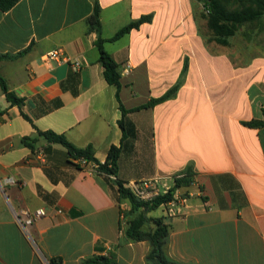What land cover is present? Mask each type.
<instances>
[{"label": "crops", "instance_id": "crops-1", "mask_svg": "<svg viewBox=\"0 0 264 264\" xmlns=\"http://www.w3.org/2000/svg\"><path fill=\"white\" fill-rule=\"evenodd\" d=\"M95 1L20 0L0 11V75L25 100L12 105L0 87V264H83L109 253L118 264H156L147 259L150 242L129 240L120 227L130 204L117 201L92 165L77 168L65 147L38 135L53 131L78 148L92 146L102 164L111 146L122 145V111L99 61V35L119 65L121 104L136 132L123 145L115 179L157 181L162 192L193 166L195 182L175 194L187 200L178 215L168 217L163 206L146 214L168 226L166 257L264 264V127L245 125L264 120V52L238 63L213 40L200 0H98L99 33L89 24ZM148 15L150 22L112 41ZM56 50L79 65L46 61ZM71 73L77 94L62 89ZM178 83L174 97L135 110ZM25 137L38 138L34 150ZM39 209L46 216L28 237L14 212ZM154 228L148 221L142 230Z\"/></svg>", "mask_w": 264, "mask_h": 264}, {"label": "trees", "instance_id": "trees-1", "mask_svg": "<svg viewBox=\"0 0 264 264\" xmlns=\"http://www.w3.org/2000/svg\"><path fill=\"white\" fill-rule=\"evenodd\" d=\"M20 0H0V11L7 12L11 10ZM203 2L204 7L208 14L206 15L207 28L213 36V40L217 43L229 46L230 38L235 36L245 25H264V0H200ZM152 16H142L136 21H132L128 26L119 31L112 41H115L125 34L129 33L132 29L138 28L140 25L150 22ZM90 30L100 32V6L98 0L95 1V9L92 16L89 18ZM105 40L99 35L96 46L99 50V61L104 67V77L108 84L116 87V97L120 104L122 111V119L119 125L123 131L122 145L120 147L111 146L108 151V156L105 163H100L94 154L92 146L85 148H78L71 144L64 134H58L53 131H40L38 129L39 137H43L49 144H59L66 148L70 158L69 163L75 165L77 168H83L80 164L75 163L76 160L84 159L87 162L95 163L98 165L97 173L104 176L110 188L115 191L117 201L128 202L131 206L128 215L131 217L129 220V227L126 230V235L129 240L140 242L149 241L152 250L147 259L156 264H174L165 255V246L169 235L168 226L163 223L161 218H152L149 220L146 214L161 207L162 205L172 201L175 197L176 191L181 188L191 186L195 182V173L193 166L189 165L180 174L174 177V186L165 194H160L149 202H143L137 199L131 190L122 181L117 178L119 161L123 152V145L129 138H135L136 132L133 124L127 119L128 111L121 104L120 92L122 89L121 74L119 65L114 61L111 55L104 48ZM24 52L20 53L22 55ZM18 55V56H19ZM9 56H3L7 58ZM11 57V56H10ZM78 74L71 73L63 83V90H71L73 94H77ZM0 87L7 100L12 105H17L20 108L24 104V98H19L13 91H10L6 80L0 75ZM180 88L178 83L171 88L165 95L157 99H151L146 105L141 108L135 109H152L156 105L174 97ZM54 108L62 106L60 100L54 101ZM23 117L30 121L32 120L22 113ZM248 127L258 128L264 127V120L252 121L245 123ZM24 145L30 149H35V144L38 138L25 137L22 139ZM148 221L154 222L155 228L150 232L142 230L144 224ZM100 251V249L98 250ZM51 264H62L60 260H51ZM83 264H118L116 256L113 253L108 255L97 254L86 260Z\"/></svg>", "mask_w": 264, "mask_h": 264}, {"label": "built area", "instance_id": "built-area-1", "mask_svg": "<svg viewBox=\"0 0 264 264\" xmlns=\"http://www.w3.org/2000/svg\"><path fill=\"white\" fill-rule=\"evenodd\" d=\"M45 60L54 61L59 64L74 63L77 66L79 65L77 60H72L70 57L64 55L60 50L49 52L48 54H46ZM76 163L80 164L83 168L88 167L89 165H92L93 169L98 168V165H96L95 163L87 162L84 159L76 160ZM127 187L131 190V192L137 199L143 202H149L158 195L167 193L169 190L168 188L164 187V190L161 192L157 187V181H143L140 183H131ZM186 202L187 200L184 196L175 195L172 201L162 206L166 208V215L168 217H173L178 215L181 207ZM127 215L128 214L125 213L124 210H122L120 214V227L122 230H126L129 227V220ZM44 216H46V211L44 209L36 210L33 214H29L26 212L24 213V216H20L14 212V217L17 223L28 237H30V228L34 224V222Z\"/></svg>", "mask_w": 264, "mask_h": 264}, {"label": "rangeland", "instance_id": "rangeland-1", "mask_svg": "<svg viewBox=\"0 0 264 264\" xmlns=\"http://www.w3.org/2000/svg\"><path fill=\"white\" fill-rule=\"evenodd\" d=\"M230 54L243 63L251 57L264 52V25H245L235 36L230 38L226 48Z\"/></svg>", "mask_w": 264, "mask_h": 264}]
</instances>
